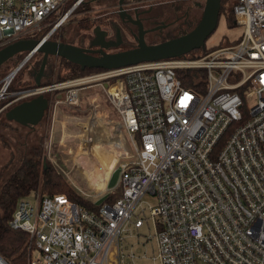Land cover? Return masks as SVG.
<instances>
[{"label": "built area", "instance_id": "obj_1", "mask_svg": "<svg viewBox=\"0 0 264 264\" xmlns=\"http://www.w3.org/2000/svg\"><path fill=\"white\" fill-rule=\"evenodd\" d=\"M68 1L0 0V50L37 39L47 26L51 31L39 40H50L84 3L73 0L51 20ZM231 1L242 35L205 55L146 61L12 93L6 78L0 100L60 91L55 110L65 104L90 112V123L100 116L123 138L113 166H120L118 180L112 189L101 187V193L110 190L107 196L122 187L113 203L106 196L94 210L66 195L36 191L18 201L9 226L29 235L28 264H264V0ZM37 53L27 52L26 59ZM90 85L105 89L120 119L100 115L95 101L82 110L80 93ZM130 224L153 226L143 243L152 242L151 254H136L139 237L126 246ZM0 264L8 263L0 256Z\"/></svg>", "mask_w": 264, "mask_h": 264}, {"label": "rangeland", "instance_id": "obj_2", "mask_svg": "<svg viewBox=\"0 0 264 264\" xmlns=\"http://www.w3.org/2000/svg\"><path fill=\"white\" fill-rule=\"evenodd\" d=\"M173 1L181 2L185 4L187 8H191V15H189V17L187 18L185 17L186 19L175 15H173L172 17L169 16L168 23L159 32H150L146 35L145 41L147 43L163 41L168 37L172 38L178 34H185L187 31H191L193 28H195L201 20L205 5H196L195 7L194 5H192L194 4L192 1ZM87 2L90 5L91 10L83 12L78 11L79 9L74 10L64 26L58 28L52 34L50 38L51 40L79 46L84 43L88 44L89 40L91 38H94L95 35H101L103 34V32L110 31L108 28L109 18L110 15H112L110 13L118 10V0H87ZM148 3V1H145L144 3L142 1V4L140 5H147ZM69 4L71 5L68 8ZM72 6L73 0L68 1L59 12L53 14L51 20H55L62 13L70 10ZM227 10L229 9L226 8L224 11ZM83 18H89V20H91V22L94 24V26L90 30H83L77 26V21ZM118 27L120 28V26ZM48 28L49 30L47 31V33L51 31L52 26L43 28L41 32L37 33V37H39V35L46 31V29ZM242 32L243 29L233 24V21L230 20L229 13L222 12L219 18L218 26L207 39L206 46L217 47L221 45H231L239 39V37L242 35ZM153 34L160 36L158 39L154 40L153 38H150V36ZM54 36L55 39H52V37ZM113 36L114 35L111 34L109 37ZM173 39L175 38H172L171 40ZM116 40L120 41H118L117 43H111L112 45H110V49H112V51L109 53L118 52L120 50H127L128 47H131L132 45L136 46L137 43L135 40H130L129 42L126 39L122 40L121 35H118ZM24 59H26V56L17 55L8 62L12 66L14 64H17L18 66ZM42 59L43 54L41 52H38L36 55L29 58L22 66V68L18 71L19 75L15 74L13 76V78L15 77L13 82L18 83V80H20L19 82H21L22 80H26L31 84L35 79V75L40 69ZM1 72L2 70H0V74ZM58 72L60 74H65L67 72L65 65L60 58L50 56L46 64L42 81L47 84L48 82H50L49 84L58 82L54 79ZM97 72H93L89 75L95 74ZM10 73L11 72H9L7 75H0V97L3 94L1 91L3 89L5 80ZM17 76L18 78L16 80ZM80 99L82 110L87 109L89 105H91V103L95 101L96 103L101 104V110L108 112L112 119H120L119 114L117 113V111H115L103 87L90 85L80 93ZM5 110L0 117V172L5 171V173L10 174L14 169V166L19 165L23 156L27 152H29V149L33 145L41 146L43 148L44 155L46 154L47 156L49 145L50 156H48L47 158L50 160V162H52V166L57 171L64 174L68 178L69 182L71 183V187L78 195H80L86 201H89L95 205L106 198L110 190L101 193L102 185L101 182L98 181L99 174L98 172L94 173V171L91 172L90 170H87L86 163L88 164V166L89 163H92L93 165L95 164V166L101 168L100 175L102 176L103 174H107L109 178L112 179V181L110 183L107 182L106 185L107 187H110V185L113 184V181L117 182V170L120 166L116 168H113V166L118 157L122 154V148L115 145L114 143H105L97 147L94 146V143H92V141H84L83 135L89 128L88 125L90 123V112L82 113L81 111H77L76 109L69 108L65 104H59L58 108L55 110L53 104L50 107L48 113L49 122L47 126L44 127L39 124L35 130V134L30 135L28 130H26L20 124L16 122H9L8 120H6ZM104 125L106 127L104 129L108 131V135H111L110 137L112 138H116L117 136L115 135V133H113V126L107 125L106 123H104ZM104 129L103 131H105ZM123 133L126 148L131 153L133 152L131 140L125 130H123ZM81 146L86 148L85 151L81 150ZM74 163L77 166L73 165ZM81 164L82 166H78ZM68 171L72 173L74 172L75 174L77 173L79 175H82L83 177H88L89 179H81L72 175L68 176L66 174V172ZM87 180H90L91 183H89ZM39 193L41 194V192ZM145 200L152 205L155 204L154 198L146 197ZM128 227L131 229V233L133 236H128L126 240V246L130 247L132 244L137 243L139 237V239L141 240V244L135 245L134 251L136 252V254L141 255L145 251L148 254H151V252L153 251L152 242L149 241L145 245H143V243L146 242L148 237L153 235V226L151 225L150 227H148L147 225H145L143 228L135 229L134 226L130 224Z\"/></svg>", "mask_w": 264, "mask_h": 264}, {"label": "trees", "instance_id": "obj_3", "mask_svg": "<svg viewBox=\"0 0 264 264\" xmlns=\"http://www.w3.org/2000/svg\"><path fill=\"white\" fill-rule=\"evenodd\" d=\"M221 4L222 5L220 15L222 14V12H228L230 20H233L232 1L221 0ZM70 5L71 4H69L68 8L70 7ZM226 8H228L229 10L224 11ZM76 9H79L78 11L82 12L91 10L87 0H84V3ZM76 24L80 29L83 30H90L94 26V24L91 22V20H89V18L80 19L77 21ZM48 30L49 28L46 29V31H44L43 33H41L39 37H37V39H41L47 33ZM52 39H55V36L52 37ZM221 46H205V48L192 51L186 56H202ZM19 55L26 56L27 52L18 54V56ZM58 58L62 60L67 70L65 74H60L58 72V74L54 78L55 81L58 82L77 77L88 76L93 72L102 70L96 68L82 69L80 65L74 64L62 57ZM8 61H11V59ZM8 61L0 66V70H2L1 74L7 75L9 72H12L17 66V64H14L12 66ZM18 73L19 72H17L16 75H19ZM17 78L18 76L16 77V80ZM14 79L15 77L12 79V82ZM19 81L20 80H18V83L11 82L7 87V92L12 93L38 87L36 85L35 79L34 81H32L31 84L28 83L26 80H22L21 82ZM49 83L50 82H48L47 84L42 81L41 86L49 85ZM60 93L61 92L58 91L56 93L48 92L44 94L50 101V107L53 105L55 99ZM12 98L13 97H7L5 99L0 100V109L4 106L5 103H7ZM5 111H7V109ZM3 112L4 111L0 112V117ZM23 127L28 130L30 135L35 134L36 132V129H31L27 126ZM34 191L41 192L42 195H66L71 200L83 205L88 209L96 210L99 207L97 206V204L95 205L89 201H86L84 198L78 195L75 190L71 187V183L69 182L68 178L52 166L46 154L44 155L43 148L38 145H33L29 149V152H27L23 156L19 165L14 166V169L11 171L10 174L5 173V171L0 172V256L8 264H28L31 255V241L29 240V235L24 231L11 229L9 226V221L16 210L18 201L21 198L27 197L31 192ZM122 193V187H117L112 193L107 196L105 202L113 203L115 200L122 196Z\"/></svg>", "mask_w": 264, "mask_h": 264}, {"label": "water", "instance_id": "obj_4", "mask_svg": "<svg viewBox=\"0 0 264 264\" xmlns=\"http://www.w3.org/2000/svg\"><path fill=\"white\" fill-rule=\"evenodd\" d=\"M221 5V0H206L202 18L194 29L173 40L159 44L149 45L145 41V31L142 24H139L141 31L137 45L131 49L114 53H109L103 48L92 50L51 39L44 42L39 39H22L0 50V66L18 54L37 49L43 54V59L35 82L37 86H41L50 56L62 57L80 65L82 69L96 68L102 70L117 69L146 61L182 57L192 51L205 48L207 39L218 26ZM120 7L123 9L122 2H120ZM26 61L27 59H24L16 66L8 77L15 75ZM49 105V99L44 94H38L32 99L10 108L6 112V118L8 121H14L23 126L35 127L42 121Z\"/></svg>", "mask_w": 264, "mask_h": 264}, {"label": "flooded vegetation", "instance_id": "obj_5", "mask_svg": "<svg viewBox=\"0 0 264 264\" xmlns=\"http://www.w3.org/2000/svg\"><path fill=\"white\" fill-rule=\"evenodd\" d=\"M145 1H148L149 3L147 5H140ZM120 2L123 4V9H120ZM195 7L196 5H199L198 3L193 2ZM117 9L114 12H111L109 22H108V28L110 31L103 32L101 35H95L94 38H91L89 40L88 44H82L79 45L83 48H90L92 50H98L103 48L107 52H111L112 49H110V45H112V42L117 43L120 40H116L118 35H121L122 40L126 39L128 42L130 40H135L138 42L139 36H140V26L139 24H142L143 29L145 31V38L146 35L150 32H159L167 23L169 16H180L183 19H186L191 15V8H187L185 4L181 2H175V1H166V0H118ZM187 13V14H186ZM186 17V18H185ZM120 26V28L118 27ZM113 32V33H112ZM120 32V33H119ZM187 31L186 33H188ZM119 33V34H118ZM111 34H113V37H109ZM160 35H151L150 38H158ZM154 39V40H155ZM148 41V40H147ZM156 43V42H154ZM137 45V43H136ZM135 47V45L128 47L127 49H131ZM49 59V58H48ZM37 75V74H36ZM35 75V78H36ZM35 96H28L21 98L20 100L11 99L5 105H9L7 107V111L14 107L15 105L30 100L34 98ZM50 109V105H49ZM49 109L45 111L44 117L42 121L39 123L41 126L46 127L48 124V113ZM6 111V112H7ZM5 112V116H6ZM17 123V122H16ZM38 124V125H39ZM31 127L27 126L31 129H36L37 126Z\"/></svg>", "mask_w": 264, "mask_h": 264}, {"label": "bare ground", "instance_id": "obj_6", "mask_svg": "<svg viewBox=\"0 0 264 264\" xmlns=\"http://www.w3.org/2000/svg\"><path fill=\"white\" fill-rule=\"evenodd\" d=\"M14 76V75H13ZM13 76H9L8 80L12 79ZM99 120L97 119V122H91L88 125V129L86 130L87 132L83 135L84 136V141L89 142L92 141L94 143V146H101L102 144H108V143H114L117 146H122L123 141H122V135L119 134L116 138H112L108 135V131H106V128L104 123H103V118L98 116ZM103 129L106 131H103ZM93 146V147H94ZM85 147L81 146V150L85 151ZM95 150V149H94ZM87 164V163H86ZM88 165V164H87ZM87 170H90L91 172L94 171L98 172L99 176V182H101L102 187L105 186L108 182V175L103 174L102 176L100 175V169L94 167L92 163H89V166H86Z\"/></svg>", "mask_w": 264, "mask_h": 264}, {"label": "crops", "instance_id": "obj_7", "mask_svg": "<svg viewBox=\"0 0 264 264\" xmlns=\"http://www.w3.org/2000/svg\"><path fill=\"white\" fill-rule=\"evenodd\" d=\"M179 36H181V34H178V35H176L175 37H172V38H177V37H179ZM159 38V37H158ZM158 38H156V39H158ZM172 38H166V39H164L163 41H158V42H156V43H148L149 45H155V44H159V43H162V42H166V41H168V40H171ZM155 39V38H154ZM152 40V39H151ZM86 110V109H85ZM100 115H102V116H109L110 117V114L108 113V112H105V111H102L101 110V113H100ZM73 165H75V163L73 164ZM87 165V164H86ZM75 166H77V165H75ZM78 166H82V164L81 165H78ZM88 166V165H87ZM94 167H96V168H98V166H95V164H94ZM79 168V167H78ZM98 169H100L101 170V168H98ZM66 174L68 175V176H76V177H78V178H81V179H89L88 177H83L82 175H79V174H75L74 172L72 173V172H70V171H68V172H66ZM117 180H118V177H117ZM88 181V180H87ZM108 181H109V183L112 181V179H110L109 177H108ZM89 183H91V181L89 180L88 181ZM115 183L116 182H114L113 181V184H111L110 185V188L112 189V187L115 185ZM114 191V190H113Z\"/></svg>", "mask_w": 264, "mask_h": 264}]
</instances>
